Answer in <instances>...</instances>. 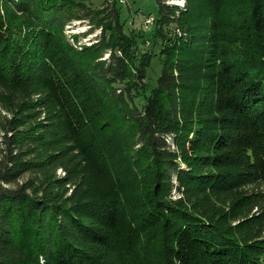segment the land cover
Segmentation results:
<instances>
[{"label":"trees","instance_id":"trees-1","mask_svg":"<svg viewBox=\"0 0 264 264\" xmlns=\"http://www.w3.org/2000/svg\"><path fill=\"white\" fill-rule=\"evenodd\" d=\"M91 1L0 0V264H264V0H156L151 84Z\"/></svg>","mask_w":264,"mask_h":264},{"label":"rangeland","instance_id":"rangeland-1","mask_svg":"<svg viewBox=\"0 0 264 264\" xmlns=\"http://www.w3.org/2000/svg\"><path fill=\"white\" fill-rule=\"evenodd\" d=\"M103 2L104 0H92L89 4L92 8L97 9ZM165 2L168 4H175L181 8L185 5L184 2L182 7L181 5L183 3L181 4L178 1L174 2L173 0H166ZM116 4L119 8L120 19L123 22L124 30L129 33L131 37H135L136 48L141 52L146 51L151 54L150 64L146 72V81L149 84L154 83V80L160 70V60L158 57L160 42L152 37L154 19L151 22H147L146 18L150 15L154 17L157 12V2L156 0H116ZM71 18L72 19L64 24L60 36L63 37V39L67 41L74 50L81 51L84 46L95 45L97 41H99L103 29L96 23V21L93 22L86 18ZM137 52L135 51V53ZM108 53L109 50H102V56L99 57V59L107 57ZM135 100L138 104H140L142 97L138 96ZM42 115L43 113L41 116ZM51 173H53L55 177H63L65 175V171L60 166H57L54 171L51 170ZM30 176H32V173L25 172L19 180H27ZM75 180L76 179H73L61 186L63 189V195H68L74 190V185L76 183ZM173 194L176 196L178 195L176 190H173Z\"/></svg>","mask_w":264,"mask_h":264},{"label":"bare ground","instance_id":"bare-ground-1","mask_svg":"<svg viewBox=\"0 0 264 264\" xmlns=\"http://www.w3.org/2000/svg\"><path fill=\"white\" fill-rule=\"evenodd\" d=\"M169 1V0H168ZM174 2L176 1H178V2H180L182 5L181 6H183L184 5V0H173ZM153 19H149V22H151ZM151 25V24H150Z\"/></svg>","mask_w":264,"mask_h":264},{"label":"built area","instance_id":"built-area-1","mask_svg":"<svg viewBox=\"0 0 264 264\" xmlns=\"http://www.w3.org/2000/svg\"><path fill=\"white\" fill-rule=\"evenodd\" d=\"M149 19H154V17H153L152 15H150V16H148V17L146 18V21L149 22Z\"/></svg>","mask_w":264,"mask_h":264}]
</instances>
